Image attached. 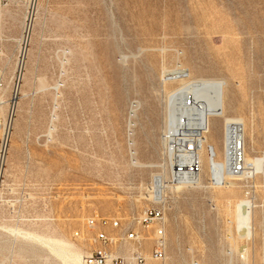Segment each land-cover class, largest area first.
<instances>
[{"label":"rangeland","instance_id":"1","mask_svg":"<svg viewBox=\"0 0 264 264\" xmlns=\"http://www.w3.org/2000/svg\"><path fill=\"white\" fill-rule=\"evenodd\" d=\"M27 46L20 95L30 85L31 95L17 106L0 264H83L94 232H120L89 227L92 217L136 228L149 255V230L136 219L159 206L148 195L155 174L167 175L155 166L168 158L161 140L167 94L192 78L227 82L228 114L245 120L247 157L264 164V0H0V65L8 81ZM176 68L188 77L168 79ZM133 103L140 160L155 167L131 164ZM209 140L222 158L219 116L211 118ZM203 168L202 183L192 186L171 185L167 175L160 202L166 254L144 264H264V168L223 186L210 183L206 154ZM241 199L249 201L241 208L251 215L247 227L238 226ZM24 232L58 245L53 250Z\"/></svg>","mask_w":264,"mask_h":264},{"label":"built area","instance_id":"2","mask_svg":"<svg viewBox=\"0 0 264 264\" xmlns=\"http://www.w3.org/2000/svg\"><path fill=\"white\" fill-rule=\"evenodd\" d=\"M28 33V31H27ZM0 49V54H1ZM22 56V57H21ZM24 51L18 56L17 64L10 81L7 80L5 67L0 65V203L2 191L5 187L6 168L10 152L12 136L14 133L17 106L20 97L19 86L24 71ZM182 68L173 69L167 74L168 79H183L180 76ZM184 112L177 117V126L173 131H163L161 138L164 151L170 160L169 182L171 185H193L202 172L201 149L203 146L204 123L201 121L199 111L202 104L192 92H188L181 99ZM195 132L196 140H183V133ZM225 134V156L228 159L227 173L230 177L238 178L256 175L258 170L247 161V147L244 124L239 121L227 123ZM216 157L213 152L212 159ZM227 181L210 179L213 185H222ZM152 192L155 191L151 184ZM161 202V201H160ZM151 206L144 209L136 222L142 228L149 230L152 248L149 255L143 254L142 243L145 235L131 225L123 226L117 218L99 217L88 219L87 225L103 227L111 225L120 229L118 234L108 233L105 228H100L92 235L95 247L84 258V264H115L134 261L144 264L147 257L163 259L166 254L167 239L165 231L164 206ZM132 242L134 247L129 254L115 253L122 244Z\"/></svg>","mask_w":264,"mask_h":264},{"label":"bare ground","instance_id":"3","mask_svg":"<svg viewBox=\"0 0 264 264\" xmlns=\"http://www.w3.org/2000/svg\"><path fill=\"white\" fill-rule=\"evenodd\" d=\"M30 3H32L33 0H29ZM31 5V4H30ZM30 24V20H29ZM29 24H28V33H29ZM27 35L25 36V44L29 43L27 40ZM29 50V47L24 48V55L26 57L27 52ZM25 57L23 60L24 68H25ZM62 66V65H61ZM63 68V67H62ZM165 72V71H164ZM180 76H188V73H186V70H180L179 71ZM24 71L22 73L23 78ZM166 76V74L164 75ZM11 78V77H10ZM166 78V77H165ZM167 80V79H166ZM10 81V79H9ZM22 83V81H21ZM58 85L55 86L57 89ZM227 82L223 79H217V78H192L188 81H185L181 84V86L171 90L167 94V100H166V120H165V131H173L177 126V117L181 113L184 112V109L181 104L182 97L187 94L188 92H192L195 96V98L201 102L202 109L199 111L201 121L204 123V136H203V146L201 149V159H202V171H203V162H204V154L207 156V168L209 172V181L216 180L221 181L223 179L233 178L230 177V175L227 173V166H228V159L225 156L224 147H225V126L227 123H232L235 121L242 122L244 124L245 129V120L238 116H232L228 114V101H227V92H226ZM21 88V84L19 86V89ZM52 89V88H51ZM21 90V89H20ZM31 95V90L29 92H22L20 96H27ZM57 96V93H56ZM56 104V103H54ZM139 104L133 103L129 110V117H128V127H127V138H128V146H129V154H130V161L131 164L135 167H145L146 164L143 163L139 156H138V147H137V140H136V126H137V114H138ZM214 116H219L222 118V125H223V154L222 158L218 157L217 149L209 140V133L211 131V118ZM55 119L54 116H52V121ZM53 126H50L48 129L47 135L49 138L52 136L53 132ZM245 135H246V129H245ZM41 137V136H40ZM162 140V138H161ZM183 140H196V133L195 132H188L183 133ZM163 143V140H162ZM164 148V143H163ZM213 152L215 153L216 157L212 159ZM165 153V151H164ZM166 154V153H165ZM248 163H250L255 169L257 170H263L264 164L263 159L260 157H246ZM167 170V175L170 174V160L167 158L166 161H163L161 164H155V166H160ZM154 166V164L147 165ZM154 166V167H155ZM167 175L164 173H158L155 174L153 177L152 184H154L155 191L152 192V194L148 195V198L152 199L155 202H160L163 199V188L166 185V178ZM203 181V175L202 172L200 173L199 177L195 181L193 185L201 184ZM226 183V182H225ZM224 183V184H225ZM222 185H216V186H223ZM6 185V182H5ZM185 185V184H184ZM183 184L177 185V187H181ZM186 186H192V185H186ZM5 188V187H4ZM4 191V189H3ZM3 191H2V200L7 202L6 199L3 197ZM234 189H230L229 192H233ZM226 197V196H225ZM246 204L249 206V201L247 199H241L236 204V216L237 220L239 222L238 226L240 224H244V227H247L245 225H249L251 220L250 212H242V205ZM250 207V206H249ZM249 211V210H247ZM5 226L4 224L0 223V231L4 230ZM239 229V228H238ZM237 229V230H238ZM6 230V229H5ZM241 230V228H240ZM249 230V229H248ZM23 233V232H22ZM18 234H21L20 232ZM25 236H27L29 239H36L41 242H43V239L41 237H38L35 234L24 232ZM250 233L248 234V236ZM247 236V237H248ZM244 237V236H243ZM249 238V237H248ZM47 244V240H44ZM51 243V242H49ZM54 247L55 245H58V243H53ZM50 244V245H53ZM48 245V244H47ZM64 249L63 247H59ZM57 249V247H56ZM61 251V250H60ZM68 250H66V254ZM64 253V250H63ZM69 254V253H68ZM80 260V256L77 254H70ZM71 256V257H72ZM84 264V263H83Z\"/></svg>","mask_w":264,"mask_h":264},{"label":"crops","instance_id":"4","mask_svg":"<svg viewBox=\"0 0 264 264\" xmlns=\"http://www.w3.org/2000/svg\"><path fill=\"white\" fill-rule=\"evenodd\" d=\"M29 51V50H28ZM33 74H34V69H33ZM30 89H31V85L30 86H28V87H26L25 89H23L22 90V92H29L30 91ZM29 96L30 95H27V96H20V98L21 99H25V98H29ZM136 140H137V138H136ZM137 147H138V142H137ZM138 156H139V153H138ZM139 158H140V156H139ZM147 165H150V164H146V166ZM4 203H6L5 201H3L2 200V202L0 203V210H2V207H3V204ZM0 223H2V224H4V222L2 221V219H1V216H0ZM5 225V224H4ZM6 226V225H5ZM2 232H4V231H0V235L2 234ZM35 235H37V234H35ZM38 237H41V236H39V235H37ZM42 239H43V242L44 243H46L44 240H47L48 241V239H46V238H43V237H41ZM47 244L54 250V244L53 243H49V242H47ZM50 244H53V245H50Z\"/></svg>","mask_w":264,"mask_h":264}]
</instances>
